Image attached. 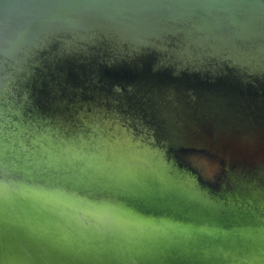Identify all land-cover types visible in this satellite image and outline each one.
Masks as SVG:
<instances>
[{
  "label": "water",
  "instance_id": "water-1",
  "mask_svg": "<svg viewBox=\"0 0 264 264\" xmlns=\"http://www.w3.org/2000/svg\"><path fill=\"white\" fill-rule=\"evenodd\" d=\"M0 264H264V0H0Z\"/></svg>",
  "mask_w": 264,
  "mask_h": 264
}]
</instances>
